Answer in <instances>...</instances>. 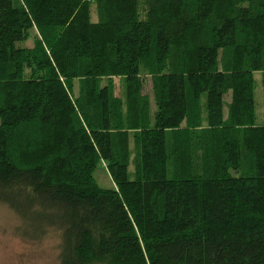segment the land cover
Listing matches in <instances>:
<instances>
[{
	"label": "trees",
	"instance_id": "obj_1",
	"mask_svg": "<svg viewBox=\"0 0 264 264\" xmlns=\"http://www.w3.org/2000/svg\"><path fill=\"white\" fill-rule=\"evenodd\" d=\"M0 204L57 264H264V0H0Z\"/></svg>",
	"mask_w": 264,
	"mask_h": 264
},
{
	"label": "rangeland",
	"instance_id": "obj_2",
	"mask_svg": "<svg viewBox=\"0 0 264 264\" xmlns=\"http://www.w3.org/2000/svg\"><path fill=\"white\" fill-rule=\"evenodd\" d=\"M95 6L92 7L91 20L96 21ZM26 42L17 44L18 47H31L32 39ZM255 89L254 98L256 104V113L262 115L263 89L261 85V74H254ZM116 93L121 91L120 82L116 79ZM143 93L146 94L152 101V92L150 80L146 77L143 81ZM77 86V84H76ZM75 86V93L77 87ZM152 110L155 106L152 103ZM132 144V143H131ZM132 149V146H131ZM133 165L128 168L129 178L132 179ZM93 178L97 185L104 189L114 188L106 166L103 161H100L93 173ZM20 220L16 214L11 211L6 205L0 204V264H57V243L58 237L56 233H49L40 240H29L20 232Z\"/></svg>",
	"mask_w": 264,
	"mask_h": 264
}]
</instances>
